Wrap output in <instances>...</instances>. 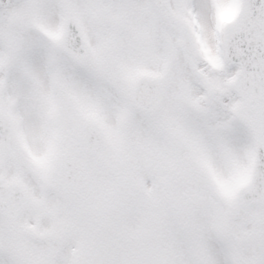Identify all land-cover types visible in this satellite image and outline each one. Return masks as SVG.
I'll return each instance as SVG.
<instances>
[{
  "label": "snow or ice",
  "instance_id": "1",
  "mask_svg": "<svg viewBox=\"0 0 264 264\" xmlns=\"http://www.w3.org/2000/svg\"><path fill=\"white\" fill-rule=\"evenodd\" d=\"M0 264H264V0H0Z\"/></svg>",
  "mask_w": 264,
  "mask_h": 264
}]
</instances>
